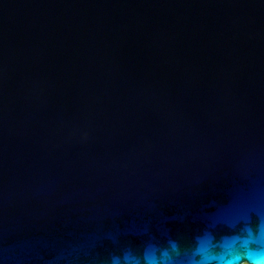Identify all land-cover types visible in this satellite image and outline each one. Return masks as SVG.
I'll return each instance as SVG.
<instances>
[{"label": "water", "instance_id": "obj_1", "mask_svg": "<svg viewBox=\"0 0 264 264\" xmlns=\"http://www.w3.org/2000/svg\"><path fill=\"white\" fill-rule=\"evenodd\" d=\"M264 262V0H0V264Z\"/></svg>", "mask_w": 264, "mask_h": 264}, {"label": "bare ground", "instance_id": "obj_2", "mask_svg": "<svg viewBox=\"0 0 264 264\" xmlns=\"http://www.w3.org/2000/svg\"><path fill=\"white\" fill-rule=\"evenodd\" d=\"M240 264H252V263H249V262H241ZM259 264H264V262L263 263H259Z\"/></svg>", "mask_w": 264, "mask_h": 264}]
</instances>
